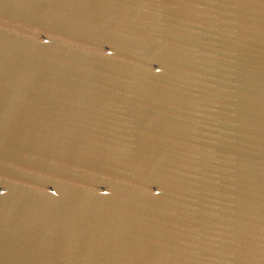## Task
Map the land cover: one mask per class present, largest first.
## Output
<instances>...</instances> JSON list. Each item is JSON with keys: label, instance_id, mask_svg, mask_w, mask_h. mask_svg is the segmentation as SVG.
<instances>
[{"label": "water", "instance_id": "obj_1", "mask_svg": "<svg viewBox=\"0 0 264 264\" xmlns=\"http://www.w3.org/2000/svg\"><path fill=\"white\" fill-rule=\"evenodd\" d=\"M0 264H264V0H0Z\"/></svg>", "mask_w": 264, "mask_h": 264}]
</instances>
